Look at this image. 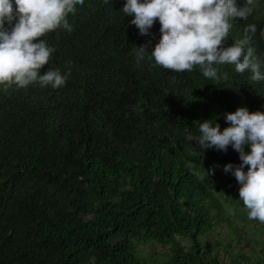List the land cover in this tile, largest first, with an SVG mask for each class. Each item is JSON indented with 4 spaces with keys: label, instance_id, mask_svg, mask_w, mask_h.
<instances>
[{
    "label": "trees",
    "instance_id": "trees-1",
    "mask_svg": "<svg viewBox=\"0 0 264 264\" xmlns=\"http://www.w3.org/2000/svg\"><path fill=\"white\" fill-rule=\"evenodd\" d=\"M125 2L84 0L72 31L42 38L56 51L41 74L70 72L63 87L0 86V264H264V224L223 171L239 154L195 141L199 122L222 131L239 107L264 112V80L224 64L217 83L150 53L137 63L135 48L151 52L160 23L140 35ZM249 24L264 73V0L232 20L225 43Z\"/></svg>",
    "mask_w": 264,
    "mask_h": 264
},
{
    "label": "clouds",
    "instance_id": "clouds-1",
    "mask_svg": "<svg viewBox=\"0 0 264 264\" xmlns=\"http://www.w3.org/2000/svg\"><path fill=\"white\" fill-rule=\"evenodd\" d=\"M83 4L84 0H0V86L4 92L33 84L41 88L65 85L70 72L62 74L60 68L49 67L41 74L56 51L42 38L61 28L72 31L68 16ZM254 7L255 0H244L243 5L238 0H126L121 11L134 17L130 23L142 36L149 35L157 19L160 23L154 49L148 52L147 44L135 48L137 63L150 53L149 59L166 70L190 72L198 67L205 78L217 83L221 80L217 66L230 64L237 73L249 71L250 79L259 82L264 73L255 49L248 46L256 26L247 25L243 39L230 46L225 43L232 20H247ZM224 118L230 126L222 131L212 120L199 122L195 141L201 150L227 152L231 146L239 154L241 163L226 164L223 171L234 175L239 184V200L248 218L264 224V112L239 107ZM186 167L195 166L188 163ZM210 172L214 169L206 171L207 176ZM195 174L203 179L199 172Z\"/></svg>",
    "mask_w": 264,
    "mask_h": 264
},
{
    "label": "rangeland",
    "instance_id": "rangeland-1",
    "mask_svg": "<svg viewBox=\"0 0 264 264\" xmlns=\"http://www.w3.org/2000/svg\"><path fill=\"white\" fill-rule=\"evenodd\" d=\"M263 36H264V31H263ZM147 251V250H146ZM148 252V251H147Z\"/></svg>",
    "mask_w": 264,
    "mask_h": 264
}]
</instances>
